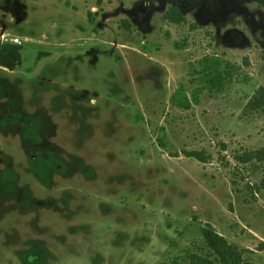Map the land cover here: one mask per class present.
<instances>
[{"label": "rangeland", "instance_id": "374dc122", "mask_svg": "<svg viewBox=\"0 0 264 264\" xmlns=\"http://www.w3.org/2000/svg\"><path fill=\"white\" fill-rule=\"evenodd\" d=\"M1 27L0 264H190L203 229L264 264V160L236 159L264 149V0H0Z\"/></svg>", "mask_w": 264, "mask_h": 264}, {"label": "trees", "instance_id": "16d2710c", "mask_svg": "<svg viewBox=\"0 0 264 264\" xmlns=\"http://www.w3.org/2000/svg\"><path fill=\"white\" fill-rule=\"evenodd\" d=\"M163 18L169 23L180 25L186 23L184 15L175 6L169 8ZM264 108V87H259L248 99L243 107L242 114L247 116ZM187 157H192L198 161L205 162V158L200 152H184ZM237 162L251 163L264 160V149L260 151H248L236 157ZM202 237L211 255L200 256L195 254L190 259V264H248L241 260L240 253L234 245L228 244L225 239L216 232L203 229ZM211 257H214L213 259Z\"/></svg>", "mask_w": 264, "mask_h": 264}, {"label": "flooded vegetation", "instance_id": "af4514ba", "mask_svg": "<svg viewBox=\"0 0 264 264\" xmlns=\"http://www.w3.org/2000/svg\"><path fill=\"white\" fill-rule=\"evenodd\" d=\"M1 29L4 28L1 27L0 32L5 31ZM20 45H22V41ZM16 49L17 46L0 42V140L1 138L16 139L15 128H13L12 126V123H18V117L16 116V107L13 104V106H10L9 110H7V106H5L7 102H10V104H12L13 98L15 97L14 95H12L13 92L8 90L5 86L10 84L12 85L14 84V82H17L18 77L15 71L18 66H22L23 64L20 57L17 55ZM31 78H34V76ZM4 95H8L6 97V100L3 97ZM19 120L23 122L22 119ZM7 123L10 124L9 132L6 130V127L8 126ZM7 157L8 155H6L5 158ZM2 159L3 158L0 156L1 165ZM10 160H12V158H10Z\"/></svg>", "mask_w": 264, "mask_h": 264}, {"label": "built area", "instance_id": "2783aa9c", "mask_svg": "<svg viewBox=\"0 0 264 264\" xmlns=\"http://www.w3.org/2000/svg\"><path fill=\"white\" fill-rule=\"evenodd\" d=\"M0 42L1 43H9L12 45H20L21 40L17 36L9 35L8 33L5 32H0Z\"/></svg>", "mask_w": 264, "mask_h": 264}]
</instances>
